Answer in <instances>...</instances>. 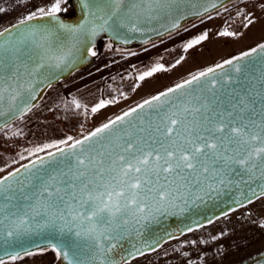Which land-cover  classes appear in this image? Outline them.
<instances>
[{"label":"snow or ice","instance_id":"snow-or-ice-1","mask_svg":"<svg viewBox=\"0 0 264 264\" xmlns=\"http://www.w3.org/2000/svg\"><path fill=\"white\" fill-rule=\"evenodd\" d=\"M183 2L84 0L83 7L94 9L90 15L100 23L86 20L90 25L86 30L80 25L68 31L94 36L109 25L117 32L124 27L141 31L138 24L170 18L180 12ZM63 3L67 0H55L47 9L41 7L0 31V114L5 106L16 108L20 91L15 85L22 76L71 62V48L57 44L59 37L54 39L45 26L30 24L44 17L58 18ZM246 19L254 22L250 16ZM171 27L178 28V20ZM206 39L207 33L193 39L185 51ZM229 66L231 71L220 72L217 78L219 70ZM168 70L158 64L139 80ZM20 86L24 91L32 89L31 82ZM72 103L81 108L78 101ZM104 107L101 101L91 111ZM30 109L26 103L19 110L20 118ZM40 152L47 155L41 157ZM30 155L37 159L0 177V248L8 255V259L0 256V264H15L24 255L37 254L27 250L22 254L10 243L34 226L64 234L51 246L62 264H117L111 253L130 226L179 207L178 200L187 204L190 195L203 200L229 183L233 174L264 180V43L192 75L82 139L45 144ZM259 187V192L252 189L257 199L264 196V184ZM247 202L254 201L248 197ZM259 226L264 228V223ZM130 255L135 258L136 253ZM258 256L264 259V253Z\"/></svg>","mask_w":264,"mask_h":264},{"label":"water","instance_id":"water-1","mask_svg":"<svg viewBox=\"0 0 264 264\" xmlns=\"http://www.w3.org/2000/svg\"><path fill=\"white\" fill-rule=\"evenodd\" d=\"M241 1L243 0H184L180 5L178 14H174L167 19L154 20L148 24L140 23L137 27L141 31L133 32L129 31L128 27H124L117 32L109 25L107 31H99L96 35L91 36L86 35L84 31L72 33L68 29H75L80 25H84L85 30L89 28L90 25L85 24V21L95 20L90 15V11H94V9L83 7L84 0H67V3L62 4V10L58 14V18L44 17L43 19L33 20L30 24L45 26L54 33V39L57 36L59 37V40L56 41L57 44L62 42L67 48H71L73 52L71 62L60 68L45 67L35 76L24 75L21 77L19 84L15 85L20 91L16 108L10 110L8 106H5L3 114H0V135L37 109L50 92L67 86L105 58L145 50L190 29ZM54 2L55 0H49L41 7L47 9ZM213 4L216 6L213 7ZM39 8L28 14L36 12ZM20 19L3 27L0 31L12 27ZM176 20L179 22V27L172 28L171 25ZM95 23L99 24L100 21L95 20ZM23 27L25 26L21 25V28ZM12 31L16 32V29L12 28ZM91 51H95L96 55L92 56ZM230 71L231 66L228 69L219 70L217 78H219L220 72ZM29 82L32 83L31 91H24V88L20 85L26 86ZM33 95L35 98L31 99ZM26 103H30L31 109L22 114V118H20L21 113L19 110L25 107ZM229 179V183L219 185L218 191L212 192L210 196L205 195L203 200H195L190 195L187 204L178 200L176 203L179 204V207H171L164 212L153 213L152 218L142 221L141 224H136L134 227L130 226L129 233L119 241L117 247L111 253L112 257L117 264H125V260L132 261L152 253L172 240L180 239L191 231L249 205L247 202L248 197H251L254 202L258 200L255 196H252V189L259 192L261 190L259 186L264 184V180H250L248 176L239 174H233ZM262 197L264 196L260 198ZM241 203L243 206H241ZM189 229L192 230L189 231ZM63 235L57 229L34 226L33 231L10 243L14 245L16 251L23 254L26 250L36 252L51 249V246L56 244ZM7 246L9 245H5V247ZM133 252L136 253L135 258L130 255ZM141 252L143 254H140ZM262 253H264V250L236 264H264V259H260L258 256ZM0 256L8 259V255L4 253L3 248H0ZM60 263L62 264L61 260Z\"/></svg>","mask_w":264,"mask_h":264},{"label":"rangeland","instance_id":"rangeland-1","mask_svg":"<svg viewBox=\"0 0 264 264\" xmlns=\"http://www.w3.org/2000/svg\"><path fill=\"white\" fill-rule=\"evenodd\" d=\"M48 1L0 0V9H3L0 11V29L24 17ZM261 4H264V0H257V2L243 0L209 18L206 20L208 22L203 21L164 42L135 53L108 57L100 61L89 71L95 72L96 79L112 76L111 81L105 84V88L118 92L128 86L129 83L135 84L132 93L112 103L107 101L106 107L102 108L101 112L105 110L104 114H110L128 107L131 103L145 96L142 93L156 85L167 86L171 84L170 86H175L176 84L172 82L177 81L182 76L186 77V80L187 78L190 79L191 73L199 71L200 67L209 62H213L223 51L235 47L239 40L247 39L243 35L247 27L248 29L251 27V31L259 29L261 33H264V8L260 7ZM252 11L255 12L252 13ZM242 14H246L247 17L250 16L254 22L249 24L247 19L244 30L235 36H227L232 37L229 40L223 36L216 38L218 35L220 36V32L217 35L215 29L220 26L223 27L230 17H239ZM204 33H207L206 40L185 51L187 43L199 38ZM215 35L217 36L214 37ZM223 39L226 42H223ZM235 39L237 42L234 44ZM179 55L180 58L177 60L180 61L179 64L175 62L171 66H164L165 61H171ZM158 64L169 70L156 72L143 81L139 80L138 76L132 75L131 77L129 72L124 76L116 75L118 71L125 68L129 69L133 65H141L142 75L151 71ZM173 65L175 66L173 67ZM89 71L83 74L84 77L91 73ZM67 89L68 87L65 86L50 92L46 104L40 105L41 110L56 104L57 101H53L51 98L67 94ZM11 129L12 127L5 132L11 133ZM90 130L91 122L80 134L71 136L73 139H81L88 135ZM261 223H264V197L206 226L191 231L180 239L172 240L158 250L130 261V264H236L264 250V228L259 226ZM52 260L53 254L46 252L42 255L24 256L15 264H50Z\"/></svg>","mask_w":264,"mask_h":264},{"label":"crops","instance_id":"crops-1","mask_svg":"<svg viewBox=\"0 0 264 264\" xmlns=\"http://www.w3.org/2000/svg\"><path fill=\"white\" fill-rule=\"evenodd\" d=\"M253 2H257V0H253ZM259 2V1H258ZM255 11H252L254 13ZM208 20V19H207ZM208 22V21H205ZM249 26V25H248ZM261 24L259 25V27ZM220 26L218 29H215L218 35L219 32L221 33ZM248 30H250V33H248ZM215 35L214 37H216ZM244 36H246L247 39L236 41L234 40L235 47L228 49L226 51H223L220 53L213 62H209L202 67H200L199 71H195L191 73L189 76L198 74L201 71H206L210 67H215L217 64L223 63L225 60L231 59L233 57H236L246 51H249L252 48L257 47L259 44L264 43V33H261L259 29H255L251 31V27L248 29L246 28L245 32L243 33ZM240 36V35H239ZM242 36V35H241ZM213 37V38H214ZM227 40L232 37L223 36ZM216 38H221V35L217 36ZM238 38V37H235ZM223 42H226V40L223 39ZM225 45V44H222ZM141 65L139 66H131L128 68H125L124 70H120L116 73L117 76H120L121 74H126L129 72V75L132 77H139L141 75ZM91 72L86 77L81 76L69 85L68 87V93L64 94L63 96H57L52 97L51 99L54 101L56 100V104L53 106H49L45 109L41 110V106L34 110L32 113H30L28 116H26L23 120L18 122L16 125L12 127L11 133L20 135L23 139L26 141V145L14 153H7L0 150V169H4V171H0V177H3L7 175L9 172H12L22 165L31 162L32 160H35L37 158L36 155H30L31 151H34L37 147H42L45 144H53V143H59L60 141L66 140L68 137H72L68 133H66L63 129V127L52 118L46 117V113L49 109L52 107L66 101V100H75L80 103V105L91 114V130L90 132L94 131L96 128L101 127L103 124L109 122V120L115 119L117 116L122 115L124 112L136 107L137 105L143 103L145 100L152 98L153 96L157 95L158 93H161V91L165 88H171L174 86H170L171 84L167 86H154L150 90H148L145 93H142L143 96L141 99H139L136 102L131 103L128 107L122 108L120 110H116L113 113L110 114H104V111L101 112L98 111L96 113H92L91 109L93 107H96L100 104L101 101L107 102V99L105 98V84H107L109 81H111L112 76H104L103 78L96 79L95 72ZM88 74V73H87ZM98 74V73H96ZM180 78V77H179ZM190 78V77H189ZM188 79V78H187ZM186 80V77H183L178 79L175 82V84L182 83ZM167 88V89H168ZM166 89V90H167ZM163 90V91H166ZM141 95V96H142ZM44 102L46 104L47 100ZM55 98V99H54ZM87 107V108H86ZM89 132V133H90ZM88 133V134H89ZM50 151H56V149H50ZM47 154L46 152H40L38 155L42 156ZM21 157H25L22 159Z\"/></svg>","mask_w":264,"mask_h":264},{"label":"trees","instance_id":"trees-1","mask_svg":"<svg viewBox=\"0 0 264 264\" xmlns=\"http://www.w3.org/2000/svg\"><path fill=\"white\" fill-rule=\"evenodd\" d=\"M246 14H242L239 17H230L225 25L221 28V31H228L238 34L242 32L246 25ZM180 55L171 61H165L164 66L168 67L177 62ZM120 75V76H124ZM135 89L134 83H129L123 90L113 92L109 88L105 90V98L107 101H116L123 98L125 95L132 93ZM48 118L55 119L64 129V131L72 136L80 134L90 124L91 114L86 111L82 106L77 109L72 103V100H66L47 111L45 115ZM26 145L25 139L18 134L3 133L0 135V150L7 153H14L22 149Z\"/></svg>","mask_w":264,"mask_h":264},{"label":"flooded vegetation","instance_id":"flooded-vegetation-1","mask_svg":"<svg viewBox=\"0 0 264 264\" xmlns=\"http://www.w3.org/2000/svg\"><path fill=\"white\" fill-rule=\"evenodd\" d=\"M46 252H49V253H52L53 254V260L50 264H61L60 263V260L56 258V255L54 252L51 251V249H45V250H39V251H36L35 253H37L36 255H42Z\"/></svg>","mask_w":264,"mask_h":264}]
</instances>
